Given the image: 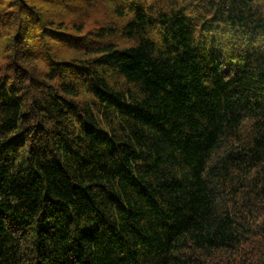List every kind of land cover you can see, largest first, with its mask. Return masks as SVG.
<instances>
[{"label":"trees","instance_id":"1","mask_svg":"<svg viewBox=\"0 0 264 264\" xmlns=\"http://www.w3.org/2000/svg\"><path fill=\"white\" fill-rule=\"evenodd\" d=\"M0 264H264V0H0Z\"/></svg>","mask_w":264,"mask_h":264}]
</instances>
